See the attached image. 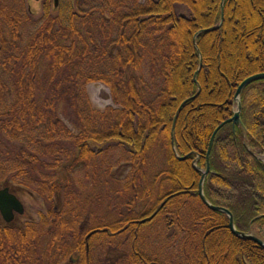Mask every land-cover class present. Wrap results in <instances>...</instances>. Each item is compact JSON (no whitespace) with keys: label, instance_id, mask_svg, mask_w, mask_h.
<instances>
[{"label":"trees","instance_id":"obj_1","mask_svg":"<svg viewBox=\"0 0 264 264\" xmlns=\"http://www.w3.org/2000/svg\"><path fill=\"white\" fill-rule=\"evenodd\" d=\"M39 6L40 18L25 34L19 25H30L34 11L0 6V28L7 29L0 30V138L14 152L17 184L38 185L34 191L48 201L60 190L50 179L54 170L66 162L67 169L95 167L103 145L111 144L124 148L129 170L141 179L159 145L160 174L170 188L155 194L157 206L141 216L145 223L170 213L191 218L198 231L187 236L195 246L185 264H264V248L235 237L227 216L198 196L211 134L236 112L238 86L264 73V0H59L56 10L41 0ZM93 83L107 87L119 109H93L86 92ZM240 105L241 125L226 124L215 135L202 190L211 206L231 214L237 232L264 240V164L257 158L264 155V80L243 89ZM136 176L125 193L134 194ZM78 213L52 210L49 227L0 230V264H57L55 257L71 251L85 264L90 233L89 249L126 234L135 252L143 222L84 230L75 228ZM133 257L128 264H161Z\"/></svg>","mask_w":264,"mask_h":264},{"label":"rangeland","instance_id":"obj_2","mask_svg":"<svg viewBox=\"0 0 264 264\" xmlns=\"http://www.w3.org/2000/svg\"><path fill=\"white\" fill-rule=\"evenodd\" d=\"M40 1L16 0L15 3H12V0H0V6L7 4V6L15 7L21 12H25L27 9L28 11H34L35 15L33 17H35V20H32L29 23L30 25L28 23L19 25V27L21 26V33H26L38 20L36 18H40ZM46 1L52 5V0ZM144 1L138 0V3L142 4ZM0 30L6 33L7 29L1 27ZM212 30L209 29L203 32ZM143 72L147 73L144 67ZM86 92L93 109L99 112H104L107 108L119 109L113 104L109 89L104 85L99 83L88 84ZM8 145V141L6 142L3 138H0V184L10 182L17 193L19 192L18 197L25 209L24 216L19 221L24 224V229L29 223L38 227L42 225L49 227L54 223V219L50 217L48 211L53 210L59 215L66 213L68 216L74 217L77 211L79 212V224L75 228L80 227L84 230L93 228L95 225L102 226V228L114 224L122 225L128 219L143 222L144 226L140 228L135 242V252L141 254L147 261L161 264H185L186 252H193L195 244L191 239L188 240L187 236L195 227L192 225L189 216L182 215L177 219L174 213H170L167 215L170 216L169 218L164 215L158 218L157 221L146 223L145 218L142 219L141 217L155 207V196H157L155 194L160 192L159 196H163L170 188L166 177L160 174L165 171V151L163 152L160 149L163 147L158 145L152 149L143 170L144 176L139 179L129 170L128 163L125 162L127 154L122 146L115 144L103 145L102 149H104L97 158L95 167L87 168L83 165L67 169L64 168L67 165L66 162L57 170H54V175L50 172V179H53L59 185L60 190L52 198L46 196L45 198L48 201H45L44 197L34 191L38 189V185L30 184L29 188H26L17 184L16 181L20 179L15 176L18 174V169L13 166L14 163L11 158L14 152L9 149ZM175 157H177L176 154ZM177 158L184 160V158ZM257 158L264 164V155H258ZM50 174H46V176ZM158 174H160V177L157 178L158 181L156 182L154 178ZM135 176L139 180H137V188H134V194L125 193L126 185ZM163 205L164 203L160 205V208ZM169 221H171V225H169ZM196 230L198 231L197 227L194 231ZM71 236H66V245L69 247V251L75 247L72 244ZM84 236L83 233L82 240ZM131 238V235L125 234L119 235L113 240H107L106 238L96 240L92 243L88 253L89 264H128L126 260L133 257V253H135L131 250ZM185 241L188 242L185 243ZM76 254V252L71 251L70 255L66 257H55L53 263L56 261L58 264H72L69 258L74 259Z\"/></svg>","mask_w":264,"mask_h":264},{"label":"water","instance_id":"obj_3","mask_svg":"<svg viewBox=\"0 0 264 264\" xmlns=\"http://www.w3.org/2000/svg\"><path fill=\"white\" fill-rule=\"evenodd\" d=\"M59 5V0H52V7L54 10L57 9ZM222 22V15H221V19H220V23ZM260 80H264V73H260V74H256L253 76L248 77L247 79H245L237 88L235 95H234V102L236 103L237 106V111L233 114L232 118L227 120L226 122L222 123L221 125H219L211 134L210 140H209V144H208V149H207V154H206V170L205 172L201 175V179L199 181L198 184V196L200 201L202 202V204L207 207L208 209H210L211 211H215V212H220L223 213L227 216L228 218V228L230 230V232L238 238L241 239H245V240H249L254 242L255 244H257L258 246L264 248V241L256 238L255 236L249 234V233H239L235 230L234 225H233V218L231 216V214L226 211L225 209L222 208H218V207H213L211 206L205 199L204 195H203V191H202V185H203V181L204 178L206 177V175L209 173V164H208V157L213 145V141L215 138V135L217 133V131L219 129H221L224 125L226 124H231L232 127H238L241 125V121H240V95L243 91V89L256 81H260ZM173 145V142L171 143ZM15 211L18 214H22L24 209L22 204L18 201V199L10 193V186L9 185H5L4 189L0 190V212L2 214V216L5 218V220L7 221L8 219H6L7 217H12V212Z\"/></svg>","mask_w":264,"mask_h":264},{"label":"flooded vegetation","instance_id":"obj_4","mask_svg":"<svg viewBox=\"0 0 264 264\" xmlns=\"http://www.w3.org/2000/svg\"><path fill=\"white\" fill-rule=\"evenodd\" d=\"M5 185H8V184L7 183L0 184V190L4 189ZM10 193L13 194L18 199V201H20V198L18 197L19 192L17 193V191H14L12 188H10ZM24 213H25V209H24ZM24 213L18 214L15 211H13L12 217H10V218L7 217L6 219H8V220L6 221L0 212V230L16 229V230H20L23 232V230H25L24 229L25 226H24V224L20 223L19 220H20V218H22L24 216ZM18 223H20V224L18 225ZM21 227H22V229H21ZM68 235L71 236L72 234H68ZM90 237H91V233L84 238V242H83L84 243L83 250L85 251L86 255L89 253V250H90L89 245H88V240H89L88 238H90ZM71 239H72L73 246H75L73 236H71ZM69 260L72 264H81V257H80V254H78V253L76 254L74 259L72 257H70ZM87 263L89 264L88 255L85 259V264H87ZM57 264H58V262H57Z\"/></svg>","mask_w":264,"mask_h":264}]
</instances>
